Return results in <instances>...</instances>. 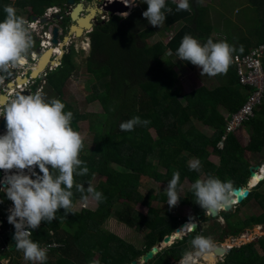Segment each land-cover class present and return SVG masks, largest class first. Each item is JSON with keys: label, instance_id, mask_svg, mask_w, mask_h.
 Returning <instances> with one entry per match:
<instances>
[{"label": "trees", "instance_id": "trees-1", "mask_svg": "<svg viewBox=\"0 0 264 264\" xmlns=\"http://www.w3.org/2000/svg\"><path fill=\"white\" fill-rule=\"evenodd\" d=\"M80 1L94 0H74L75 3ZM66 2L67 0H0V21L6 16V5L13 6L17 15L22 17L28 13L27 8H34L35 16L41 17L47 8L63 7ZM189 3L191 11H177L176 4L166 0L172 11L166 13L163 32L167 33L174 25L180 24L166 43H146L140 40V32L150 26L142 15L148 7L142 0L137 3L138 8H134L127 17L109 14L107 21H99L93 27L87 35L90 49L84 72L92 76L95 82L90 86L86 101L98 102L101 113H80L63 98V90L75 71L77 53L73 46L63 55L61 67L47 75L50 91L65 104L64 111L73 113V129L86 122L88 130L93 134L90 155L80 152V159L84 162L81 167L87 166L89 171L84 176L75 177V180L86 189L89 184L92 185L93 175L96 174L101 180L94 188L101 191L106 199L96 201L99 221L88 220L83 231L77 235L75 230L72 233L63 230L57 221L65 215L62 208L51 223L42 221L38 228L32 230V240L47 250L48 258L44 264H91L95 261L96 253L100 264H130L162 242L164 237L172 235L181 223L189 221V217L181 220L168 211L161 215L159 209L152 204L165 203L168 199L166 192L154 193L150 190L143 195L139 190L141 176H149L154 182L166 187L175 171L180 173L179 187L185 180L192 185L197 179H206L209 175L222 181L231 180L234 190L246 186L250 166L244 158L245 152L252 155L264 152V99L263 104L255 111V117L243 125L249 132L250 143L243 149L236 136L227 135L222 148H219L217 145L226 125L220 109L228 115L235 113L253 89L239 83L235 68L230 64L226 74L214 76L218 82L216 87L209 89L200 86L191 93L178 94L175 87L180 80L177 70L179 63L190 68L193 66L191 62L180 60L176 54L182 38L189 34L204 40L210 38L212 31L208 10L201 6L200 0H189ZM61 20L65 27L70 19L63 16ZM251 28V32L255 33V47L264 41V17H260ZM250 51L246 50L239 55ZM131 91H135L134 98L130 96ZM161 92L162 97L159 99ZM134 116L150 123L137 126L130 132L121 131L120 124ZM195 123L211 128L212 134L208 136L202 133ZM150 130L155 132L156 139L152 138ZM211 154L219 158L218 165L208 160ZM189 156L200 160L202 167L199 172L189 170ZM154 162L166 168L164 174L156 171ZM258 187L259 185L239 206L254 202L261 210L256 218V225L261 227L264 226V196L258 192ZM261 187L264 189V185ZM73 193V205L77 200H85L86 193L81 194L75 188ZM2 197L6 200L4 194ZM118 202L126 204L117 215L120 222L135 230L148 231L141 247L127 244L114 234L102 231L100 222L111 216L113 207ZM179 202L192 208L194 215L191 217L195 219L205 210L196 203L192 189L189 198L180 199ZM128 203L141 204L147 211L145 214L140 213L129 207ZM1 209L5 210V206ZM72 211L74 214L64 216V223L70 228L81 221L82 213ZM222 215L230 237L238 238L253 227L248 220L234 224L230 222V214ZM8 229L7 223H4L0 233V248ZM193 233L196 234L197 231L165 247L144 264H171V261L180 260L183 253L191 249L190 242L194 237L190 235ZM259 242L264 243V239ZM255 244L251 242L239 249H232L221 264H264V251L262 256L259 255ZM18 261L20 264H31L24 258ZM8 262L11 263L10 260Z\"/></svg>", "mask_w": 264, "mask_h": 264}, {"label": "clouds", "instance_id": "clouds-1", "mask_svg": "<svg viewBox=\"0 0 264 264\" xmlns=\"http://www.w3.org/2000/svg\"><path fill=\"white\" fill-rule=\"evenodd\" d=\"M170 1L176 4L177 11H191L189 0ZM142 2L148 5L142 15L153 26L163 25L166 13L172 11L167 6L166 0H142ZM124 3L128 4L129 0ZM129 11L124 17L131 13ZM4 12L6 16L0 21V71L6 72L23 63L24 58L33 47V37L30 31L31 25L26 20L28 18L17 15L16 9L11 5H6ZM32 17L33 19L37 18L36 16ZM120 17H123L122 14ZM92 25L95 26L93 23ZM234 52V46L226 40L214 42L209 38L201 44L197 38L186 34L182 38L176 54L180 60L198 66L201 69V76H216L227 73ZM65 107L60 99H47L45 94L37 91L35 94L18 95L4 109L2 116L6 120L7 131L0 135V169L6 171L13 168L31 170L33 166H36L40 174L33 171L32 175H28L21 171L6 175L4 178L6 184L4 188L7 191L6 200L3 198L4 204L0 205V233L4 223H7L9 229L5 231L7 237L2 241L0 248V258H2L0 264L4 260L5 264H9L5 251L10 246L12 248L13 243H16L15 247L23 252L26 261H30L32 264H44L48 258L47 250L32 240V230L38 228L42 221L51 223L57 218L56 213L61 208L65 210V216L68 213L74 214L72 211L73 188L81 194L86 193L85 200L89 196L97 202L106 199L103 193L97 191L91 184L85 189L81 183L75 180L77 176L86 175L89 169L87 166L81 167L84 162L79 158L80 152L84 148V137L71 126L73 113L64 111ZM148 123L150 121L134 116L122 122L119 127L121 131L130 132L137 126H146ZM263 166L264 164L261 165V168ZM188 167L189 170L199 172L202 165L199 159H193L189 162ZM33 175L35 178H32ZM179 181L180 173L175 171L165 188L167 204L170 208L177 206L180 201ZM248 181L246 186L241 189L247 188ZM191 189L195 194L196 203L205 209L202 212L204 221L199 222L197 218L189 217V221L178 226L188 223L189 231L186 234L198 231L199 224H204L208 219L219 218V221L223 222L220 214L232 213L248 197L244 198L241 203L229 205L233 198L235 199L233 182L231 180L222 181L211 175L206 179H197L191 185ZM7 198L13 202L9 211H7L9 207L5 204L8 202ZM228 205L230 210L226 212L224 208ZM2 206H5L3 211ZM210 211H215V216H211ZM3 212L5 214L1 215ZM195 223L197 228L190 232ZM259 228L257 226V229ZM182 231H176L178 236L182 235ZM13 232L16 242L10 241V234ZM243 236L244 234L233 238V243ZM218 246L222 247L223 244H218ZM235 246L233 244L226 250L230 252L232 249H239L242 245ZM215 247L211 237L196 235L191 240V249L186 250L180 260L172 261V263L198 264L201 259L211 260ZM91 264H99V262L92 261Z\"/></svg>", "mask_w": 264, "mask_h": 264}, {"label": "rangeland", "instance_id": "rangeland-1", "mask_svg": "<svg viewBox=\"0 0 264 264\" xmlns=\"http://www.w3.org/2000/svg\"><path fill=\"white\" fill-rule=\"evenodd\" d=\"M122 1L126 2V0H122ZM252 1L253 0H203L204 5H210L209 7L211 8L214 6L217 9V12L219 13V19L221 18L220 23L222 26L218 27V25L215 23H219V22L218 20L215 19V23L213 24L214 27L212 26L213 29L211 31V35L214 34L218 30V28H220L221 32L219 33V35H224V37H227L225 40L230 45H233L235 48V52L233 53V55L244 53L249 48V46L252 45L253 40L254 42L256 40L255 33L251 32L252 31L251 27L257 24V20L259 19L258 17L260 15L257 13L258 10L255 6L253 8L251 7ZM130 3H131V0H129L128 4ZM79 4L81 8L83 7L86 8L85 12L87 11V13H89V9L94 8V10H96V6L97 5L100 6L102 2L101 0H94L90 2L80 1L76 5H79ZM84 8L81 9V12L84 10ZM137 8L138 7H136V9ZM235 10L239 12L235 13L234 12ZM27 11L28 13L23 15L24 18L35 16L34 8H27ZM126 13L128 12H121L120 14H122V16L124 17ZM243 15H244V18L247 17L245 20H241ZM57 23L59 22L57 21ZM68 24L69 25L71 24L70 20L67 23V27H69ZM179 25L180 24L174 25L173 28H171V30L166 33V32H163L162 25L153 26L150 24V26L147 29L140 32V40L146 43H153L155 41L165 42L166 39L170 36V34H172L179 27ZM242 36H246L245 38H250V39L242 40L240 39ZM77 37L78 39L76 40L75 43L77 45H80V43L84 40L83 38L80 39L81 36H77ZM33 47L35 48L36 46L33 44ZM80 50L81 49L79 48V51ZM86 58H87V53L85 52L83 53L79 52L76 54L75 71L73 75L70 77V79L68 80V84L65 86L63 90L64 91L63 98L70 105H72L75 109H77L80 113L98 114L102 112L100 104L98 102L88 103L86 101V97L90 93V86L95 82L92 76H89L84 72ZM177 70H178V74L180 78L182 77L183 74L188 72L187 68L183 67L180 63L177 67ZM197 71H198V67H197V70H195L194 72H197ZM199 72L201 74V70H199ZM202 82H206V81H202ZM211 83L218 84L216 80H210L206 84L207 86H209ZM181 90L182 89H181L180 80H179L176 86V91L178 92V94L180 92V95H185L183 94ZM42 93L45 94L47 99L55 98V95L53 94V92L50 91L48 86L44 88ZM134 93L135 91L130 92V96L132 98H134ZM161 97H162V92L158 95L159 99H161ZM194 125L196 126L197 129L199 128V131H201L202 133L207 134V135L212 134V132L208 133L205 130V128L202 127L201 124L195 123ZM75 130L78 131L84 137V148L82 150V153L86 156H89L92 151V147H93L92 132L88 130V125L86 122L80 123ZM150 131L152 134L151 136L156 137L154 131L153 130H150ZM248 133H249L248 130L243 127L233 134V136L237 137V141L239 142L240 146L243 149L250 143V137ZM244 158L247 160L250 168L260 167L262 164H264V152L260 154H253V155L249 152H245ZM193 159H195L193 156H189L187 164H189V162ZM209 160L215 164H218V161H219V159L215 157V155L213 154L212 156L209 157ZM93 176L94 178H92V181L94 185L97 183V181H99V178L97 177L96 174ZM262 185H264V182L259 184L258 192L264 196V189L263 187H261ZM150 189H152L155 193L157 192L163 193V191L165 190V188H163L161 185L154 184L150 182L149 179L141 178L140 188H139L140 192L143 195H145L147 191H149ZM190 190H191V185L184 183L182 187L179 189L180 199H188ZM124 205L126 204L123 202H118L114 205L111 216L108 217V219L104 221L100 220L101 229L106 234H111V233L114 234L117 238L125 241L127 244H132L135 247H141L143 244V240H144L143 237L148 231L145 229H142L140 231L135 230L133 227H128L127 225L123 224L122 222L118 220L117 215L122 212ZM128 205L132 209H135L138 212L143 213V214H145L147 211V208L141 204L128 203ZM152 206L158 208L161 215L165 214L168 211L170 212L172 216L178 219H181V220L194 215L193 210L189 205L181 204L180 202L178 203L177 206L171 207V208L167 204V201L165 203L154 202ZM198 206L200 207V205ZM96 207L97 206L95 205L94 199L90 196L88 197L87 200H83L82 202L77 200L74 203L72 210L76 212H82L81 221L78 222V224H76L73 228L68 227L64 223L65 215H62V217L57 219V221L60 223L61 228L63 230L67 231L68 233H72L73 230H75L74 232H76V235H77V233L83 231L88 220L99 221L100 217L96 215ZM229 214L231 217L230 222L234 224L243 222L245 220H248L249 222H252L253 224V227H251L249 230H246L244 232V236L241 237V239L235 241L234 243L232 239L235 237H230V232L227 230L224 223L222 221H219V218L218 219L213 218L210 220L208 219L204 224H199V231L202 230V232H205L204 234L207 233L206 235L213 239L216 247L218 246V244H223V246L221 247L223 249H229L230 247L233 246V244L236 245L235 247H239L241 245L243 246L245 244L251 243V241L254 240L253 242L256 243L255 248L257 249L258 254L262 256L263 251H264V243L260 244L259 241L264 239V226H261L259 229H257V225H256V218L261 214V210L256 206L254 202H251L250 204L238 206L237 209H235V211H232V213L230 212ZM220 217L223 219V215L220 214ZM76 229L78 230L76 231ZM199 231H197L196 234L195 233H193V235L191 234L190 236L195 237L197 234L204 235L202 234V232H199ZM186 235L187 237H189V234H185L184 236ZM246 238H250V239H246ZM240 241H243V242H240ZM15 248L16 247H14L13 248L14 250H12L10 246L5 251V254H7L8 256L6 255L4 256L7 257L8 261L9 260L11 261V263L9 264H20L18 260L20 258H24L23 252ZM190 248H191V242H190ZM98 259H99V255L96 253V257L94 260L97 261ZM200 263L201 264H221L222 259L215 258V256H213L211 260L205 261L201 259L198 262V264ZM2 264H5V260L2 262ZM139 264H143V263L141 262Z\"/></svg>", "mask_w": 264, "mask_h": 264}, {"label": "built area", "instance_id": "built-area-1", "mask_svg": "<svg viewBox=\"0 0 264 264\" xmlns=\"http://www.w3.org/2000/svg\"><path fill=\"white\" fill-rule=\"evenodd\" d=\"M114 1L122 0H101L102 4L96 6V10H101L102 13L96 15L95 20L105 22L108 20L107 11H104V7L108 3ZM139 0H131L130 11L136 7V3ZM74 5H64L63 7L53 6L47 8L41 17L33 19L30 16L26 19L31 25L30 31L33 37V44L35 48H31L29 54L24 58L23 63L19 64L15 68H10L8 71H0V135L6 133L7 129L1 128V123L5 120L2 116L5 107L16 98V95L21 92H28L30 94H35L37 91L43 92L44 88L47 87V75L55 71L57 68L61 67L62 57L64 54L70 51V47H74L76 53L85 52L88 53L90 49V40L87 36L90 30H84L80 35V39L83 38L84 41L77 45L75 42L78 37L72 32L71 27L76 26V21H71L64 27L61 17L70 14L71 10L74 9ZM64 8V9H62ZM84 8V7H83ZM66 9V10H65ZM86 8L79 12V16L84 18L88 13L84 15ZM129 11V12H130ZM119 15L118 13H114ZM113 14V15H114ZM54 15H58V19H54ZM46 19V22L42 23L41 19ZM94 21H91L94 24ZM57 21L59 23H57ZM58 27L57 32V43H53V28ZM170 39L168 37L165 43ZM79 48L81 49L79 51ZM52 51L49 56L48 62L45 64L43 69L35 76L33 73L39 68L40 62L44 55L48 51ZM231 65L235 68L238 81L242 86L251 87L253 90L251 94L247 97L245 103L233 114H223L226 119L225 132L221 137V141L218 143V147L222 148L223 142L227 135H233L243 125L255 117V111L263 104L264 99V41L259 43L257 46L253 47L248 54L245 55H233ZM18 80H22L21 84ZM2 97L5 98L3 104H1ZM23 171L24 174L32 175L34 171L36 174H40L36 166L33 168L20 170L13 168L11 170L0 169V205L4 204L2 194L6 195L7 189L4 178L6 175L14 174ZM8 173V174H7ZM32 178H35L33 175ZM8 199V198H7ZM10 199L5 203L9 208H11ZM100 264V263H99Z\"/></svg>", "mask_w": 264, "mask_h": 264}, {"label": "crops", "instance_id": "crops-1", "mask_svg": "<svg viewBox=\"0 0 264 264\" xmlns=\"http://www.w3.org/2000/svg\"><path fill=\"white\" fill-rule=\"evenodd\" d=\"M200 2H201V6H203V7H205L207 10H208V13H209V19H210V25H211V27L213 26L214 27V23H215V19L216 20H218V22L219 23H215V24H217L218 25V27H221L222 25H221V18L219 19V13L217 12V9L213 6L212 8L211 7H209L210 5H204L203 4V0H200ZM218 3V2H217ZM219 4V3H218ZM256 7L257 8V13L260 15L258 18H260V17H264V0H253L252 2H251V7L253 8V7ZM235 13H238L239 11H234ZM223 18V17H222ZM247 18V17H246ZM246 18H244V15L242 16V18H241V20H245ZM214 21V22H213ZM213 27H212V29H213ZM221 31H220V28H218V30L214 33V34H212L211 35V33H210V38L214 41V42H217V41H220V40H225L227 37H224V35H219V33H220ZM246 36H242L240 39H242V40H248V39H250V38H245ZM209 38H207V39H204V40H208ZM199 40V39H198ZM204 40H199L200 42H201V44H203V43H205V41ZM253 43H254V40H253V42H252V45L251 46H249V48L247 49V50H251V48L254 46L253 45ZM235 55V54H234ZM237 55H239V54H237ZM183 67H186L187 68V70H188V72L187 73H185V74H183L182 75V77L180 78V85H181V91L183 92V94H188V93H191L192 91H194L196 88H198V87H200V86H207V82H209L210 80H216L215 79V77L214 76H208V75H203V76H201V74H200V72H199V70H201L198 66H196V65H193L191 68L189 67V66H187V65H182ZM197 67H198V71L197 72H194L195 70H197ZM196 73V74H195ZM202 81H206V82H202ZM218 83V82H217ZM178 84V83H177ZM216 83H211L209 86H207V88H209V89H212V88H214V87H216L217 86V84L215 85ZM177 86V85H176ZM175 89H176V87H175ZM180 89V88H179ZM180 93V92H179ZM221 110V113L222 114H225V112H224V110L223 109H220ZM202 127H204L205 128V130L208 132V133H210V132H212V129L211 128H209V127H207V126H204V125H202ZM199 129V128H198ZM155 133V132H154ZM150 135H152L151 134V131H150ZM156 135V134H155ZM207 135V134H206ZM248 135H249V133H248ZM208 136H210V134L208 135ZM250 137V136H249ZM153 139H156V137H152ZM237 138V137H236ZM210 156H212V154L210 155ZM209 156V157H210ZM215 157H217L216 155H215ZM79 158H80V156H79ZM218 158V157H217ZM219 159V158H218ZM208 160H209V158H208ZM210 161V160H209ZM188 162V161H187ZM211 163H213L212 161H210ZM213 164H215V163H213ZM218 164H219V161H218ZM218 164H215V165H218ZM154 165H155V168H156V171L158 172V173H161V174H164L165 173V169L166 168H164V167H162V166H159L158 164H157V162H154ZM98 177V176H97ZM99 178V177H98ZM141 178H144V179H149L150 180V182H152V183H154V184H158V185H161V184H159V183H157V182H154L152 179H150V177L149 176H141L140 177V179ZM101 180V178H99V181ZM99 181H97V183L99 182ZM97 183L96 184H94L93 185V181H92V186L94 187V186H96L97 185ZM184 183H186V184H190L187 180H185V181H183V183L181 184V186L179 187V189L182 187V185L184 184ZM191 185V184H190ZM163 188H166V186L165 185H161ZM151 191H153L152 189H150ZM149 190V191H150ZM165 191V190H164ZM155 193V192H154ZM158 193V192H157ZM78 201H83V200H78ZM95 201V200H94ZM95 205L97 206V202L95 201ZM207 234V233H206ZM205 236H207V235H205ZM208 237V236H207ZM2 258H0V260H1Z\"/></svg>", "mask_w": 264, "mask_h": 264}, {"label": "water", "instance_id": "water-1", "mask_svg": "<svg viewBox=\"0 0 264 264\" xmlns=\"http://www.w3.org/2000/svg\"><path fill=\"white\" fill-rule=\"evenodd\" d=\"M66 4L67 5H73L74 4V0H67ZM81 9H83V8H81V6L79 4L73 9L72 14H71V17L73 18L74 21H76V23H77L76 26H78V27L80 26L79 23H78V19H86L87 16L89 15V13H88V15L85 16L86 18L85 17L84 18L78 17V13L81 11ZM126 10L127 9L123 5V3L119 2V1H114L112 3H108L107 6L104 7V11L109 12L111 15H113L114 13L125 12ZM98 13H102L101 10H99V9L94 10V13L91 16V18H89L87 20V23H85L84 27L81 28L80 33H82L84 30H90L93 27L91 21L95 19V15L98 14ZM75 17H78V19L76 20ZM54 18L58 19L59 16L58 15H54ZM34 19H36V18H34ZM41 22L42 23L46 22V19H44V18L41 19ZM71 30H72V32H74V34L76 36H80L81 35V34L78 35L77 32L73 31V27H71ZM57 32H58V27H54L53 28V43H57ZM18 95H29V93L28 92H21V93H18L16 95V97ZM5 127H6V120H3L2 123H1V128H5ZM257 169H258V167L249 169V178H252V176L255 174ZM236 191L237 190H234V197H235L237 203H241L243 201V199L246 198L248 196L249 192H250V190H249L248 194L246 196L242 197V196H238L235 193ZM232 203H233V200H232ZM224 210L226 212H228L230 210L229 205L227 207H225ZM210 212H211V216H215V212H212V211H210ZM202 215H204V213H202V214L197 216V220L199 222H203L204 221V218H203ZM167 237H164L163 240H165ZM10 241L11 242H16L15 239H14V232L10 234ZM15 246H16V243H13V247L11 249H13ZM160 246H161V243H159L158 245L152 247L148 252H146L144 255H142L139 260H133V261H131L130 264H139L141 262L143 264L147 263L149 260H151L154 257V255H156L159 252V250L163 249ZM156 248H157V251H155ZM228 253H229V250L223 249L220 246L216 247L215 250H214L215 258H219V259L224 258ZM172 264H176V263H172Z\"/></svg>", "mask_w": 264, "mask_h": 264}, {"label": "bare ground", "instance_id": "bare-ground-1", "mask_svg": "<svg viewBox=\"0 0 264 264\" xmlns=\"http://www.w3.org/2000/svg\"><path fill=\"white\" fill-rule=\"evenodd\" d=\"M124 6H125V8L127 9L125 12H128L129 11V9H130V5H131V3L130 4H123ZM93 13H94V8L92 9H89V15L87 16V18L86 19H78V17H75V19L77 20L78 19V23H79V27L78 26H73V31H75V32H77V34L78 35H80L81 33H80V30H81V28L82 27H84V25H85V23H87V20L89 19V18H91V16L93 15ZM51 53H52V51L50 50V51H48L45 55H44V57L42 58V60H41V62H40V66H39V68L38 69H36L35 70V72L33 73V76H35L36 74H37V72H39V71H41L42 69H43V67L45 66V64L48 62V59H49V56L51 55ZM48 78V77H47ZM23 81L22 80H18V83L19 84H21ZM4 101H5V98L4 97H2V101H1V104H3L4 103ZM8 174V173H7ZM262 181H264V166H263V168H261V166L260 167H258V169H257V172L252 176V178H250V180H249V182H248V186H247V188H245V189H239V190H237L235 193L238 195V196H242V197H244V196H246L247 194H248V192H249V190H251V189H254V188H256V186L260 183V182H262ZM235 205V204H237V202H236V199H234L233 198V203L231 202L229 205ZM212 212H215V211H212ZM187 224L188 223H186V224H183V225H181L180 227H178L176 230H175V232L172 234V235H169L165 240H162V242H160L161 243V248H164V247H166V246H169V245H171L172 243H174V241L175 240H180L186 233H187V231H189V229H188V227H187ZM197 228V225H196V223L194 224V228L190 231V232H192V231H194L195 229ZM180 230H183L182 231V235L181 236H178V234H177V232L176 231H180ZM246 239H250V238H246ZM251 241V240H250ZM240 242H243V241H240ZM228 245H229V243H228ZM232 245V244H231ZM155 251H157V248H156V250ZM154 252V251H153ZM214 256V255H213ZM201 264V263H200Z\"/></svg>", "mask_w": 264, "mask_h": 264}, {"label": "flooded vegetation", "instance_id": "flooded-vegetation-1", "mask_svg": "<svg viewBox=\"0 0 264 264\" xmlns=\"http://www.w3.org/2000/svg\"><path fill=\"white\" fill-rule=\"evenodd\" d=\"M76 4H78V3H75L74 8L77 6ZM72 11H73V9L71 10L70 14L67 15L68 18L70 19V22H71V21L74 22L73 18L71 17ZM83 13H84V15L86 14V12H83ZM78 14H79V13H78ZM97 23H98V21L95 20L94 25H96ZM183 237H184V236H183Z\"/></svg>", "mask_w": 264, "mask_h": 264}]
</instances>
